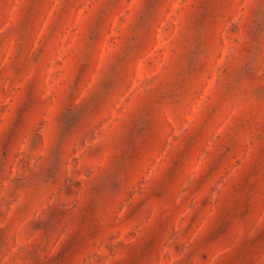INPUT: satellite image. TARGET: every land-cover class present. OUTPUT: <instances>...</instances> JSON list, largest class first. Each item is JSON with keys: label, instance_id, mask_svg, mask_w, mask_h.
<instances>
[{"label": "clouds", "instance_id": "1", "mask_svg": "<svg viewBox=\"0 0 264 264\" xmlns=\"http://www.w3.org/2000/svg\"><path fill=\"white\" fill-rule=\"evenodd\" d=\"M158 8L185 42L159 75L133 90L130 46L50 136L0 125V264H264V0H146L144 36Z\"/></svg>", "mask_w": 264, "mask_h": 264}, {"label": "rangeland", "instance_id": "2", "mask_svg": "<svg viewBox=\"0 0 264 264\" xmlns=\"http://www.w3.org/2000/svg\"><path fill=\"white\" fill-rule=\"evenodd\" d=\"M145 4L146 0H0V125L11 123L25 109L28 124L44 125L42 137L50 136L72 82L79 80L83 94L87 83L130 46H139L130 87L135 90L138 81L159 75L185 42L179 22L167 12L161 17L159 8L146 36L136 29ZM187 195L185 204L199 203L206 190ZM184 210L190 213L188 207Z\"/></svg>", "mask_w": 264, "mask_h": 264}]
</instances>
